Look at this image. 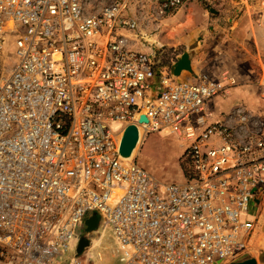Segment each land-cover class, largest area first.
Wrapping results in <instances>:
<instances>
[{"label":"built area","instance_id":"2783aa9c","mask_svg":"<svg viewBox=\"0 0 264 264\" xmlns=\"http://www.w3.org/2000/svg\"><path fill=\"white\" fill-rule=\"evenodd\" d=\"M104 1L0 0V264H82L76 245L94 216L121 264L244 260L264 122L254 132L249 112L218 118L213 102L236 80L157 70L122 33L137 28L131 0ZM182 5L167 0L162 14ZM261 87L264 101V77ZM130 126L140 140L178 137L185 180L160 183L123 158Z\"/></svg>","mask_w":264,"mask_h":264},{"label":"rangeland","instance_id":"374dc122","mask_svg":"<svg viewBox=\"0 0 264 264\" xmlns=\"http://www.w3.org/2000/svg\"><path fill=\"white\" fill-rule=\"evenodd\" d=\"M166 1L131 0L125 15L137 22V28L122 32L129 43L135 50L149 54L159 71L171 69L179 56L190 53L193 74L183 73L176 78L180 82L202 76L220 79L228 73L237 85L215 99L217 104L214 100L215 115L237 124V114L249 112L255 118L250 130L259 131L264 122V0H183L180 8L162 14ZM142 138L136 163L160 183L184 181L189 165L178 137L153 133ZM259 199L264 202V194ZM100 219L103 223L102 216ZM91 239L83 255L77 249L83 264H121L110 230L103 236L98 231ZM77 254L69 252L68 257ZM216 261L227 264L218 258Z\"/></svg>","mask_w":264,"mask_h":264},{"label":"water","instance_id":"95a60500","mask_svg":"<svg viewBox=\"0 0 264 264\" xmlns=\"http://www.w3.org/2000/svg\"><path fill=\"white\" fill-rule=\"evenodd\" d=\"M211 12H215V11L211 10ZM185 72L189 74H193L191 54L188 52H185L183 55L179 56L170 69V74L173 78H179ZM141 122L145 123L147 122V119L143 117L141 119ZM139 142H140V132L138 128L135 126L128 127L124 134L121 145V156L125 159L131 158L134 151L138 147ZM99 223L100 220L97 216H94L91 219H89L86 222L87 232L96 231L99 227ZM89 247H90V241L82 240L78 245L79 254L83 255L84 251L87 250ZM233 264H258V261L256 259H248Z\"/></svg>","mask_w":264,"mask_h":264},{"label":"crops","instance_id":"0c3cea01","mask_svg":"<svg viewBox=\"0 0 264 264\" xmlns=\"http://www.w3.org/2000/svg\"><path fill=\"white\" fill-rule=\"evenodd\" d=\"M216 100L215 102L217 104ZM253 213L256 216L255 228L251 235V238L249 239L247 257L244 260L256 259L258 261V264H264V202H261V200L255 201ZM98 231L99 227L94 232H87V229H84L81 232L80 240L76 246H78L82 240H89L91 244L92 235L97 234ZM81 259L82 258H80V261L83 264L84 261H82Z\"/></svg>","mask_w":264,"mask_h":264},{"label":"bare ground","instance_id":"6f19581e","mask_svg":"<svg viewBox=\"0 0 264 264\" xmlns=\"http://www.w3.org/2000/svg\"><path fill=\"white\" fill-rule=\"evenodd\" d=\"M142 140H143V138H141L140 141H142ZM140 146H141V143H140ZM138 149H139V146L136 148V150L134 151V153H133V155H132V157L130 159H132V158L135 157V154H136V152H137Z\"/></svg>","mask_w":264,"mask_h":264},{"label":"trees","instance_id":"16d2710c","mask_svg":"<svg viewBox=\"0 0 264 264\" xmlns=\"http://www.w3.org/2000/svg\"><path fill=\"white\" fill-rule=\"evenodd\" d=\"M171 66V65H170ZM169 67V66H168ZM187 159H189V158H186V160ZM189 162L187 161V164H188ZM186 170H187V167H185V172H186ZM189 172L187 171V173H186V176H187V174H188Z\"/></svg>","mask_w":264,"mask_h":264}]
</instances>
